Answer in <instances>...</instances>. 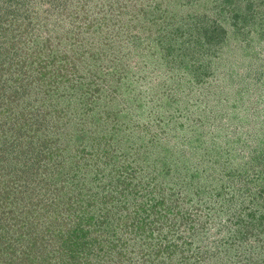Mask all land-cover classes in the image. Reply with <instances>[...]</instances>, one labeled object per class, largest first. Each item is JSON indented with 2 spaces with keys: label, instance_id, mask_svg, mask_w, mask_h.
<instances>
[{
  "label": "rangeland",
  "instance_id": "1",
  "mask_svg": "<svg viewBox=\"0 0 264 264\" xmlns=\"http://www.w3.org/2000/svg\"><path fill=\"white\" fill-rule=\"evenodd\" d=\"M0 264H264V0H0Z\"/></svg>",
  "mask_w": 264,
  "mask_h": 264
}]
</instances>
